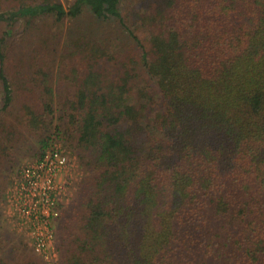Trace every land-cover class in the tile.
<instances>
[{"label": "trees", "instance_id": "1", "mask_svg": "<svg viewBox=\"0 0 264 264\" xmlns=\"http://www.w3.org/2000/svg\"><path fill=\"white\" fill-rule=\"evenodd\" d=\"M122 3L0 0V119L21 94L38 160L60 142L86 173L59 218L58 264H264V0ZM83 18L126 41L81 27L61 46L57 26ZM37 255L21 264H47Z\"/></svg>", "mask_w": 264, "mask_h": 264}, {"label": "rangeland", "instance_id": "2", "mask_svg": "<svg viewBox=\"0 0 264 264\" xmlns=\"http://www.w3.org/2000/svg\"><path fill=\"white\" fill-rule=\"evenodd\" d=\"M69 1V4L73 3V0ZM140 1L123 0L121 11L124 13L126 11H138ZM63 2L66 6H69L65 0ZM45 23L48 24L49 22ZM45 23L39 22L38 27L33 28L36 30L29 33L24 43L21 44V49L19 48L18 51L13 52L9 61H7V70L14 66L11 69L12 78L13 76L15 78L16 76H20L21 73H24V69L28 67L29 60H31V56L28 58V55H31L32 48L36 41H38L36 37L43 34V30L39 26ZM116 26L115 24H104L94 27L91 21L83 18L76 22L68 21L65 25L60 24L56 30L62 37L61 46L67 45L69 41L67 34L69 29L73 30L75 34H81V27L86 30H83L84 33L93 34L96 38L107 37L109 39L111 36H114L117 40L126 41L127 34L120 27L117 28ZM113 32L116 33L113 34ZM114 47L120 48V44L117 43ZM20 60L23 61V65H20L19 70H16L19 66L16 62ZM58 75L60 74H57L52 80L54 89L59 95L67 96L69 92H73L75 87L73 84L60 79ZM142 79L141 84L145 87L148 80L146 77ZM19 95L21 94H17V103L13 110L7 114H2V119H0V145L1 147L7 146L8 148V156L5 158L2 156V160L0 161V261H3L5 264H21L27 260L40 261V256L37 255L35 247L40 239L44 240L46 238L45 234L48 233L49 236L52 234V237L49 238L46 246V254L49 259L45 261L47 264H58L60 254L57 250L56 233L61 224L59 218L64 208L68 207L76 199V195L80 189L79 186L85 178L86 173L82 169L76 153L65 148L60 142H56L55 148L59 149L67 158L66 168L58 174L54 183V187L57 190L53 194L54 198L57 197V210H55L58 212L57 216L47 218L44 214L40 213L38 219L35 221L33 218L29 220L24 216L25 214L20 208L21 206L14 198L16 191L19 193V189H17L18 184L16 186V183L21 169L35 164L41 157V151L39 150L40 143L37 137L30 135L17 118L22 109L21 105H24V101L20 99ZM19 185L21 188V184ZM30 189L26 193L30 192ZM25 202L27 207H29L30 202L27 197ZM49 208V211H51L53 205L50 204ZM26 221L29 224H25Z\"/></svg>", "mask_w": 264, "mask_h": 264}, {"label": "built area", "instance_id": "3", "mask_svg": "<svg viewBox=\"0 0 264 264\" xmlns=\"http://www.w3.org/2000/svg\"><path fill=\"white\" fill-rule=\"evenodd\" d=\"M66 166V156L59 151V149L54 148L48 151L45 156L35 164L21 169L16 183V186L18 184L17 189H19V193L16 191L14 198L21 206L20 208L27 219L30 220L33 218L35 221L38 219L40 213L44 214L47 218L57 216L58 212L55 211L57 210V197L54 198L53 195L57 190L54 187V183L58 174L61 173ZM19 184H21V188ZM29 188H31L30 192L26 193ZM25 193L30 202L29 207H27L25 202ZM50 204L53 205L51 211H49ZM25 224H29V222L26 221ZM45 235L46 238L44 240L40 239L35 249L38 254L48 261L49 257L46 254V246L52 234L49 236L48 233H46Z\"/></svg>", "mask_w": 264, "mask_h": 264}]
</instances>
